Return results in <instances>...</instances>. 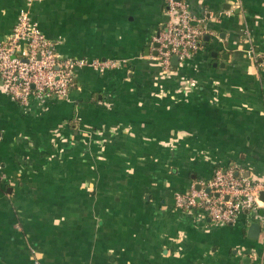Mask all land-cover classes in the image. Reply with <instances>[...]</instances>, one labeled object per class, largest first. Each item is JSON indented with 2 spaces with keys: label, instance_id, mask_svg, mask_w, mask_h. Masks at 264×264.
I'll return each instance as SVG.
<instances>
[{
  "label": "crops",
  "instance_id": "1",
  "mask_svg": "<svg viewBox=\"0 0 264 264\" xmlns=\"http://www.w3.org/2000/svg\"><path fill=\"white\" fill-rule=\"evenodd\" d=\"M182 1L200 48L165 70L166 0H0V42L26 10L61 56L117 64L64 100L0 89V264H264V219L174 204L218 166L264 179V0Z\"/></svg>",
  "mask_w": 264,
  "mask_h": 264
},
{
  "label": "built area",
  "instance_id": "2",
  "mask_svg": "<svg viewBox=\"0 0 264 264\" xmlns=\"http://www.w3.org/2000/svg\"><path fill=\"white\" fill-rule=\"evenodd\" d=\"M168 20L153 36L156 58L168 70L172 57L178 62L191 58L200 48L202 27L182 0H166ZM112 60L63 57L54 42L40 29L26 10H21L11 34L0 42V89L22 106L30 101L66 99L74 84V70L116 67ZM264 69V57L258 62ZM186 193L174 196L175 207L198 208L215 224L235 223L241 214L248 221H260L264 202L260 192L264 179L251 178L238 165L215 167L208 181H200ZM257 264H260L257 263Z\"/></svg>",
  "mask_w": 264,
  "mask_h": 264
},
{
  "label": "water",
  "instance_id": "3",
  "mask_svg": "<svg viewBox=\"0 0 264 264\" xmlns=\"http://www.w3.org/2000/svg\"><path fill=\"white\" fill-rule=\"evenodd\" d=\"M157 46V44H155ZM171 62H178V59L176 56L172 57ZM260 198L264 201V190L260 192ZM260 233V224L257 222H251L248 227V236L254 239H257L259 237Z\"/></svg>",
  "mask_w": 264,
  "mask_h": 264
}]
</instances>
